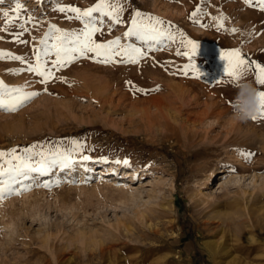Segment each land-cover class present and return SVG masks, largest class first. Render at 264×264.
Wrapping results in <instances>:
<instances>
[{"label":"rangeland","instance_id":"1","mask_svg":"<svg viewBox=\"0 0 264 264\" xmlns=\"http://www.w3.org/2000/svg\"><path fill=\"white\" fill-rule=\"evenodd\" d=\"M20 2L25 7L18 22L6 24L0 14V50L34 64L33 46L43 48L40 39L54 31L49 25L68 33L84 29V21L69 19L74 14L57 8L71 5L83 10L98 0ZM14 3L0 0V13ZM110 3L123 8V22L110 25L105 18L98 25L103 34L93 38L106 42L120 37L121 45L147 51L137 64H104L99 62L103 56L76 54L57 69L51 66L53 53L43 57L53 76L42 84L41 77L27 71L28 63L0 58V80L5 85L39 93L15 111L0 108V150L15 148L18 155L25 149L71 153L76 161L67 168L54 166L44 175L18 178L14 190L0 199V264H228L246 253L257 257L253 264H264V234L259 231L264 225V151L258 143L239 144L236 134L257 121H238L232 108L221 116L214 114L219 108H207L212 101L207 94L230 87L221 53L239 47L248 59L264 63L260 0ZM197 5L201 12L195 20L200 24L189 18ZM137 11L145 23L150 22L148 17L161 18L165 26L170 22L175 39L124 37ZM221 14L224 29L217 30L213 17ZM29 15L40 23L25 24ZM232 28L239 31L231 32ZM21 31L20 40L26 43L13 38ZM188 40L198 45L195 54ZM54 42L49 39V46ZM186 64H194L196 70L189 68L185 75ZM246 79L255 83L252 73ZM157 85L159 90H153ZM244 152L252 155L246 158ZM84 155L91 159L82 160ZM78 164L119 171L112 169L104 181L99 172L78 178ZM227 172L233 175L221 183ZM206 239L215 246L206 247Z\"/></svg>","mask_w":264,"mask_h":264},{"label":"snow or ice","instance_id":"2","mask_svg":"<svg viewBox=\"0 0 264 264\" xmlns=\"http://www.w3.org/2000/svg\"><path fill=\"white\" fill-rule=\"evenodd\" d=\"M252 0H245L246 4H250ZM260 6L264 8V0H260ZM24 4L20 0H15L14 7L9 10L3 11L2 14L5 18L6 24H12L19 21L21 10L24 9ZM57 11L61 13H72L74 15L68 16L69 19L84 21V29L80 33H68L62 29L57 28L55 25H49V28L54 30L52 32H46L40 39L39 43L43 48L33 46V52L35 57V63H29L25 61L22 56H16L11 53H5L0 50V58H8L19 60L24 63H28L27 71L36 73L41 77L40 83L46 84L48 80L52 78L53 73L49 70V61L44 60L43 57H49L53 53L55 54V60L51 61L53 68L65 67L67 63L76 58V54L83 57L95 59L103 56L104 58L99 60L100 63H128L137 64L141 58L148 55L147 51L142 50L134 44L121 45V38L116 37L115 39L108 40L106 42H97L93 39L97 33L103 34V28L98 25H102L104 19L107 18L111 24L122 23L120 13L123 8L119 4L110 3V0H98V2L86 9L71 5H62L57 8ZM201 12L199 5L196 6L195 10L191 12L190 19L195 20L197 15ZM94 14H99L97 17ZM142 13L137 11L131 21V27L128 28L124 33V37H135L141 41L151 42H163L165 39L174 40L175 34L171 31V24L168 23L165 26V21L159 17H148L149 23H145L142 19ZM216 20L217 30L224 29L225 17L221 14L218 17H213ZM25 24H33V26L40 22L32 16L25 18ZM196 23L200 24L199 20H195ZM202 27H207L206 24H201ZM7 30V29H5ZM111 31V27L108 29ZM27 31V29H23ZM23 31L16 34L13 38L17 42L26 43L21 41L20 36L23 35ZM231 32H237L239 29L232 28ZM59 33V35H56ZM183 35V34H181ZM54 39V43L49 46L48 40ZM187 44L191 46L193 54L196 53L198 45L191 40L187 41ZM94 54V55H89ZM177 54H181L179 51ZM188 55L187 52L183 53ZM116 57H123V59L116 60ZM221 57L226 60V66L224 73L228 78V82L232 85L238 86L241 80H244L249 73H252L255 77V83L259 86L264 87V63H259L254 60L248 59L242 55L239 47L229 49L221 53ZM192 68L196 70L194 64H186L184 66V74H188V69ZM19 71V70H10ZM63 79V77H61ZM131 84V82H128ZM47 91V89H44ZM138 91H144V89H137ZM159 90L157 85L155 89ZM38 92H25L19 86L9 87L5 85L3 80H0V108H6L9 111L17 110L23 103L30 100L32 97L38 95ZM258 96L260 100V109L257 115L252 117V120L264 119V90H258ZM75 143V142H74ZM246 158L250 157L252 153L244 152ZM9 157L4 161V157ZM39 157L38 160L35 157ZM82 160L87 161L91 159L89 156H82ZM106 159V158H101ZM0 177L6 179L0 180V199H3L4 195L11 193L14 189L12 185L18 182V178H29L30 174L36 173L44 175L51 171L54 166H61L64 168L74 164V160L71 153L54 152L51 154H45L43 152L32 153L31 150L25 149L24 155H18L15 148L8 150L7 152L0 150ZM16 161V163H13ZM121 161H116L120 163ZM123 163L127 165L129 162L124 160ZM7 164V167H5ZM47 186V185H45Z\"/></svg>","mask_w":264,"mask_h":264},{"label":"bare ground","instance_id":"3","mask_svg":"<svg viewBox=\"0 0 264 264\" xmlns=\"http://www.w3.org/2000/svg\"><path fill=\"white\" fill-rule=\"evenodd\" d=\"M81 8V7H80ZM76 29H79L78 27H76ZM80 30V29H79ZM94 39V38H93ZM99 39H101V38H99ZM99 39H98V41H99ZM106 40V39H105ZM260 41V40H259ZM105 42V41H104ZM213 43V42H212ZM259 43V42H258ZM259 45V44H258ZM261 45V44H260ZM254 46V45H253ZM254 48V47H253ZM214 50V49H213ZM263 50V49H262ZM260 51V50H259ZM221 53V52H220ZM219 53V54H220ZM91 55H93V54H91ZM92 59V58H91ZM263 63V62H262ZM203 66V65H202ZM204 67V66H203ZM87 69H89V67H86ZM208 70V69H207ZM75 71V70H74ZM81 72L83 71V69H81L80 70ZM85 71V70H84ZM83 71V72H84ZM91 70H89V72H90ZM216 71V70H215ZM76 72V71H75ZM81 72H79V73H81ZM92 72V71H91ZM70 73H72V71L70 72ZM79 73L77 74V75H79ZM88 73V72H87ZM93 73V72H92ZM209 73V72H208ZM216 73V72H215ZM212 74H214V73H212ZM69 75V74H68ZM76 75V74H75ZM74 75V76H75ZM76 75V76H77ZM95 75V74H94ZM63 76H65V75H63ZM93 76V75H92ZM59 77V76H58ZM61 77V76H60ZM16 78H18V77H16ZM56 78H57V76H56ZM224 78V77H223ZM21 78H19V80H20ZM18 80V79H17ZM18 80V81H19ZM56 80V79H55ZM58 80V79H57ZM62 80V79H61ZM246 80H249V79H246ZM12 81H13V78H12ZM17 81V82H18ZM21 81V80H20ZM20 81H19V83H20ZM11 82V81H10ZM60 82V84H61V81H59ZM64 82V81H63ZM96 82V81H95ZM182 83V82H181ZM180 83V84H181ZM198 83V82H197ZM93 84H94V82H93ZM224 84V83H223ZM52 85H53V83H52ZM58 85V84H57ZM175 85V84H174ZM226 85V84H225ZM21 86V85H20ZM55 86H56V84H55ZM176 86H178V85H176ZM175 86V87H176ZM180 86V85H179ZM191 86V85H190ZM201 86V85H200ZM203 86V85H202ZM206 86V85H205ZM210 86V85H209ZM220 86V85H219ZM254 86L257 88V90H264V87H262V86H259V85H257L256 83H254ZM174 87V86H173ZM193 87V86H192ZM195 87V86H194ZM207 87V86H206ZM209 88V87H208ZM187 89H189V88H187ZM195 89H196V87H195ZM206 89V88H205ZM58 90V89H57ZM192 90V89H191ZM208 90V89H207ZM190 91V90H189ZM204 91V90H203ZM209 91V90H208ZM211 92L212 91H214V89H212V90H210ZM191 92V91H190ZM194 92V91H193ZM236 92H237V87L235 86V85H232V84H230V87H227V88H217V89H215V92L213 93V94H211L210 92H208V93H210L211 95H209V94H207L211 99H212V101L210 102V104H208L207 103V108H209V106L211 107V108H219L220 110L219 111H217L216 113H214L215 115H220L221 113H224V112H227L228 110H230L231 108H232V105H233V102H234V99H235V97H236ZM195 94H197V93H195ZM205 94H206V92H205ZM216 95V96H215ZM217 96H219V98L218 99H216V101H215V99H214V97L215 98H217ZM197 97H199V95L197 96ZM200 98V97H199ZM206 98V97H205ZM196 99V98H195ZM214 100V101H213ZM199 101V100H198ZM222 101H223V103H224V106H222L223 107V109L222 108H220V106L222 105ZM212 104H214V106L212 105ZM187 108V107H186ZM207 108H206V111H207ZM232 112V111H231ZM205 115H206V112H205ZM221 116V115H220ZM233 117V116H232ZM225 118V117H224ZM257 121V124L255 123L254 124V127H253V125H252V121L250 122V127H248L246 130H238L237 132H236V134L237 135H240V139L241 140H239V144H243L244 146H251L252 144H255V143H258L259 144V149H260V151H264V119H259V120H256ZM249 122V121H248ZM246 123V122H245ZM254 123V122H253ZM184 125V124H183ZM248 125V124H247ZM246 125V126H247ZM251 127H253V129H250ZM189 130V129H188ZM237 138H238V136H237ZM238 147V146H237ZM239 147H241V146H239ZM248 148V147H247ZM255 149V148H254ZM253 150V149H252ZM249 151V150H248ZM261 153V152H260ZM263 154V153H262ZM264 158V157H263ZM261 160H262V157H261ZM259 163V162H258ZM262 163V162H261ZM259 165V164H258ZM263 165H264V163H263ZM77 168H78V173L77 174H75V176L76 177H78V178H81V177H84V175L86 174V172H89V175H92L93 176V174L94 173H97V172H99L100 173V175L98 176L101 180H103V179H106V176L108 175V172H110L112 169L115 171V173L117 174L118 173V171H119V168H111V167H104V168H100V167H95V165H88V166H86V165H83V164H78L77 165ZM231 175H233V172H227L225 175H223L222 177H221V183H223V182H226L227 180V177L228 176H231ZM77 178V179H78ZM110 178V177H109ZM115 180H116V176L115 177H113ZM112 178V179H113ZM104 181V180H103ZM121 182H124V181H121ZM114 191V190H113ZM259 194V193H258ZM257 194V195H258ZM262 196V195H261ZM259 200H260V198H259ZM261 208H264V206L263 207H261ZM248 217V216H247ZM261 217H263L264 218V212L261 214ZM249 220V219H248ZM254 220H256V219H254ZM255 222V221H254ZM256 223H258V222H255V224ZM262 223V222H261ZM264 223V222H263ZM259 225H260V223H258ZM241 226V225H240ZM245 226V225H244ZM247 226V225H246ZM258 230V229H257ZM245 231H246V228H245ZM248 231V230H247ZM259 231L261 232V233H263L264 234V225L262 226V227H260L259 228ZM247 233V232H246ZM254 233V232H253ZM259 233V232H258ZM223 234V233H222ZM225 234V233H224ZM224 234H223V236H224ZM262 235V234H261ZM222 236V235H221ZM262 237V236H261ZM223 238V237H222ZM263 239H264V237H263ZM237 240V239H236ZM240 240V239H239ZM223 242V241H222ZM243 242V241H242ZM204 243H205V245H206V247L208 246V247H213V246H215V244H214V242L213 241H211V239L209 240V239H206V240H204ZM221 243V242H220ZM219 243V244H220ZM228 243H230V241H228ZM244 243V242H243ZM217 244V243H216ZM240 244H242V243H240ZM239 244V245H240ZM222 245V244H221ZM227 246V245H226ZM245 246V245H244ZM246 247V246H245ZM220 248V247H219ZM242 248H243V246H242ZM223 249H224V247H223ZM233 249V248H232ZM238 249V248H237ZM48 250V249H47ZM219 250H221V249H219ZM225 250V249H224ZM239 250V249H238ZM229 251V250H228ZM233 251H235V250H233ZM240 251V250H239ZM243 252H244V250H242ZM241 251V252H242ZM97 252V251H96ZM100 253V252H99ZM98 253V254H99ZM224 253H225V251H224ZM246 253V252H245ZM226 254V253H225ZM235 254V253H234ZM233 254V255H234ZM53 253H52V257H53ZM236 255V254H235ZM232 256V255H231ZM231 256H229V257H231ZM72 258V257H71ZM224 258V257H223ZM62 259H63V257H62ZM67 259V258H66ZM73 259V258H72ZM257 259V257L256 256H250V255H248L247 253H246V255L245 256H243V257H241V258H237V257H233L232 259H230V261H229V258L227 259V261H229L228 262V264H253V261H255ZM49 261V260H48ZM227 261H225V262H227ZM57 262V261H56ZM35 263V262H34ZM74 264V263H73ZM104 264V263H103Z\"/></svg>","mask_w":264,"mask_h":264},{"label":"clouds","instance_id":"4","mask_svg":"<svg viewBox=\"0 0 264 264\" xmlns=\"http://www.w3.org/2000/svg\"><path fill=\"white\" fill-rule=\"evenodd\" d=\"M258 90L251 81L241 80L237 86L232 110L240 122H247L257 115L260 109Z\"/></svg>","mask_w":264,"mask_h":264}]
</instances>
